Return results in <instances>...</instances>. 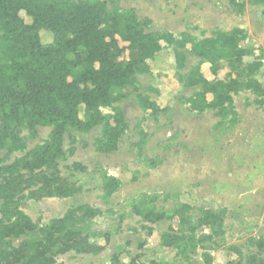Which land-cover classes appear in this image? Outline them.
Listing matches in <instances>:
<instances>
[{
  "label": "trees",
  "instance_id": "16d2710c",
  "mask_svg": "<svg viewBox=\"0 0 264 264\" xmlns=\"http://www.w3.org/2000/svg\"><path fill=\"white\" fill-rule=\"evenodd\" d=\"M229 2L240 14L246 3L262 5L264 22V0ZM150 26L149 18L141 19L133 9L109 8L107 0H0V55H8L7 61L0 62V150H4L0 156V264H59L56 257L70 251L88 254L103 250L105 245L93 242L80 227L99 215L100 208L76 204L62 216L39 225L22 210L19 196L39 200L80 192L79 187L61 180L58 160L63 156V137L69 128L85 133L101 126L102 134L93 142L95 150L114 152L128 124L115 105L125 96H113L112 90L132 86L140 109L158 121L167 109L149 94L139 92L136 75L149 73L148 61L165 45L172 48L178 70L183 68L186 52L199 58L182 78L184 86L199 87L192 96L180 97L188 110H215L219 117L215 126L226 122L228 128H233L239 121L233 95L249 90L255 95L254 104L264 108V85L254 78L262 66L263 51L258 50L252 61L243 62L245 56L255 52L243 45L248 38L246 29L215 30L210 36L196 38L188 31L176 35L151 30ZM41 30L51 33L50 44L41 42ZM222 62L228 71L218 79ZM203 63L209 65L212 79L202 72ZM102 105L111 109L110 118L101 112ZM80 106L83 117L79 115ZM37 126L48 127V137L24 156L5 163L13 152L25 150L26 140L36 137ZM135 127L140 137L137 145H142L147 132L139 124ZM22 128L28 130L27 139L20 135ZM68 137L73 145L75 135ZM137 155L142 157L141 150ZM142 162L153 169L161 159L145 156ZM36 175L40 185L33 190ZM120 185L118 178L105 175L101 202L111 205ZM159 197L160 193L142 192L125 203L144 223L178 221L179 229L164 233V245L174 244L186 256L213 236L223 234L225 208L200 207L199 218L193 219L189 215L192 207L187 203H179L171 210L156 208ZM201 227L209 228L211 233H199ZM102 237L107 243L109 237ZM17 239L21 240L15 245L13 240ZM250 241L257 253L244 262L228 264H264V236ZM109 264L124 263L113 254Z\"/></svg>",
  "mask_w": 264,
  "mask_h": 264
},
{
  "label": "rangeland",
  "instance_id": "374dc122",
  "mask_svg": "<svg viewBox=\"0 0 264 264\" xmlns=\"http://www.w3.org/2000/svg\"><path fill=\"white\" fill-rule=\"evenodd\" d=\"M107 2L109 8L133 9L141 19L149 18L151 30L171 31L176 35L188 31L200 38L210 36L215 30H229L240 25L249 32L248 40L243 44L257 51L261 49L264 56L262 5L246 3L240 14L229 0ZM21 16L30 22L24 13ZM40 40L44 45L50 44L51 33L41 30ZM254 56L244 57L243 62L252 61ZM7 58L8 55H0V62L7 61ZM223 63L217 73L220 79L228 71ZM148 68L149 73L136 75L137 84L140 93L149 94L160 107L167 109L159 115L158 121L154 122L140 109L137 92L132 86L112 90L113 96H125L115 105L120 107L128 124V129L117 142V149L109 154L95 150L93 142L101 136V126L85 133L69 128L63 137V156L58 160V168L62 182L79 187L80 192L65 199L49 197L35 200L19 196L21 208L39 225L62 216L67 208L76 204L87 203L100 208L99 215L81 223L80 227L93 242L104 244L103 250L88 254L70 251L56 257L59 264H109L113 254L124 264L244 262L246 257L257 253L250 239L264 236V108L254 104L255 95L244 91L234 98L239 115L236 126L228 128L223 122L216 127L219 117L214 111L192 112L182 106V78L189 72L177 69L171 47L165 45L148 61ZM201 68L213 78L208 65ZM100 110L106 118L111 117L109 107L102 105ZM79 115L83 117L82 106L79 107ZM136 124L147 132L142 145H137L140 137ZM36 132L34 139H27L28 130L22 128L20 135L27 139L26 148L13 152L5 163L24 156L40 144L46 138L48 128L37 126ZM70 134L76 137L73 145L68 137ZM138 149L142 157L160 158L161 164L153 169L146 167L142 157L137 155ZM3 155L4 150H0V156ZM105 175H114L121 182L119 190L111 198V205L101 202ZM38 178L36 175L33 179L31 189L39 187ZM27 192L25 190L24 195ZM142 192L160 193L155 201L158 209L171 210L179 203L189 204L192 207L189 215L193 219L199 218L200 207L225 208L223 234L213 236L186 256L180 254L174 244L162 243L164 233L179 229L177 220L144 223L125 203ZM199 233L209 235L211 232L209 228L201 227ZM103 235L109 237L107 243H104ZM20 240H13V243L17 245Z\"/></svg>",
  "mask_w": 264,
  "mask_h": 264
},
{
  "label": "crops",
  "instance_id": "0c3cea01",
  "mask_svg": "<svg viewBox=\"0 0 264 264\" xmlns=\"http://www.w3.org/2000/svg\"><path fill=\"white\" fill-rule=\"evenodd\" d=\"M234 27H241L240 25H236V26H234ZM241 28H244V27H241ZM245 29V28H244ZM247 30V29H246ZM248 32V31H247ZM248 37H249V32H248ZM246 40H248V38L246 39ZM245 40V41H246ZM244 45V44H243ZM245 46V45H244ZM246 47V46H245ZM249 48V47H248ZM253 49H254V47H253ZM259 50H261V49H259ZM264 50V49H263ZM254 54H255V56H254V58L258 55V53H256V51L257 50H255L254 49ZM258 52V51H257ZM248 56H252V55H248ZM246 57V56H245ZM192 60V61H190L189 62V60ZM199 62V58L197 57V56H195L194 54H192V53H190V52H186V60H185V62H184V65H183V68H182V72H189L191 69H192V67L193 66H195L197 63ZM250 62V61H249ZM224 63L222 62V65H223ZM203 65H208L207 63H203ZM202 65V66H203ZM209 66V65H208ZM202 69V68H201ZM264 56H263V59H262V66H261V68H260V70L255 74V76H254V78H256L261 84H264L263 82H264ZM218 79H220V78H218ZM183 89H185V90H183L182 89V91H181V96H184V97H190V96H192L195 92H197L198 90H199V87L198 86H184L183 85V87H182ZM249 92V90H243L242 92H240V94H242L243 92ZM237 96H239V94L238 95H233V101L235 100L234 98L235 97H237ZM157 102V101H156ZM158 104V103H157ZM180 104V103H179ZM182 105V104H181ZM234 105L236 106V102L234 101ZM187 111H189L184 105H182ZM250 107V106H249ZM235 109H236V111L238 110V108H237V106L235 107ZM209 111H214L215 112V110H208V111H204V112H199V113H207V112H209ZM192 112H194V111H192ZM197 112V111H196ZM238 113V112H237ZM42 127V126H41ZM44 128H48V127H44ZM49 128H48V132H47V135H46V138L48 137V134H49ZM45 138V139H46ZM100 154H102V153H100ZM112 176H114V175H112ZM63 199H65V198H63Z\"/></svg>",
  "mask_w": 264,
  "mask_h": 264
}]
</instances>
